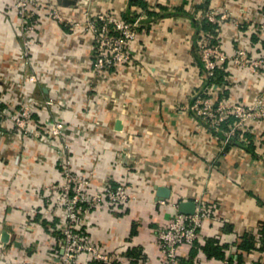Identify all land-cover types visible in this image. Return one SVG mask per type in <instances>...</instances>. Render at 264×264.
Here are the masks:
<instances>
[{"label":"crops","instance_id":"obj_1","mask_svg":"<svg viewBox=\"0 0 264 264\" xmlns=\"http://www.w3.org/2000/svg\"><path fill=\"white\" fill-rule=\"evenodd\" d=\"M44 1L62 20L41 14L28 69L18 54L14 0H0V264H59L53 255L60 213L40 211L45 186L62 181L58 146L23 140L5 117L29 97L54 100L32 113L31 125L65 126L73 171L89 177L91 187L123 184L135 194L101 202L82 223L81 235L117 256L102 262L83 253L77 264H160L155 232L181 200L202 203L208 213L196 245L178 248V264H222L232 251L241 264H264V124L248 122L249 137L227 144L190 109L204 81L198 41L205 12L217 15L206 32L210 41L230 55L244 48L248 58L264 57V0H163L157 7L152 0H78L76 7ZM98 13L143 19L129 44L132 61L94 74L85 18ZM30 72L35 82L27 80ZM223 79L214 100L250 103L262 90L264 69L258 76L226 63ZM158 186L168 197L157 195ZM244 240L252 247L243 248ZM211 244L223 257L206 252Z\"/></svg>","mask_w":264,"mask_h":264},{"label":"built area","instance_id":"obj_2","mask_svg":"<svg viewBox=\"0 0 264 264\" xmlns=\"http://www.w3.org/2000/svg\"><path fill=\"white\" fill-rule=\"evenodd\" d=\"M163 0H152L157 7ZM14 7L18 17L17 36L19 40L18 54L24 66L32 68L30 59V36L35 31L44 10L57 20L62 16L57 10L44 0H14ZM132 21H126L117 15L98 13L87 15L85 29L93 36V63L92 71L99 74L107 70L125 65L132 61L129 44L135 39L137 28L143 19L142 14H135ZM208 22H215L217 15L214 10L205 12ZM224 18V15H220ZM264 33V22L259 24ZM199 59L202 63L203 85L192 97L190 109L193 115L215 131H222L223 143L239 136L245 139V125L251 121L264 124V83L261 92L250 103L213 99V93L220 85L207 83L214 79L216 70L222 69L224 64L246 69L249 73L262 76L264 57L248 58L244 48L235 54H228L219 43H210L206 32L200 35L198 41ZM30 82L36 81L33 72L27 76ZM54 100L48 98L38 101L27 98L18 111L7 114L5 117L13 128L25 141H41L58 146L59 163L62 181H51L45 186V195L40 211L45 213L57 209L60 213L59 222L55 229L58 231L59 246L53 257L59 264H77L80 254L87 253L96 261L109 262L117 255L101 250L92 244L89 237L81 235L82 223L89 211L100 204L108 202L117 204L135 199V194L123 184L111 186L109 182L102 185L90 186V178L78 175L71 168L69 145L62 139L61 132L64 125L57 120H51L39 127L31 125V115L40 106L49 107ZM0 110V116H1ZM232 118L231 120H228ZM225 124V128L222 125ZM179 202L173 203L171 216L165 226H160L155 232V243L160 253V264H178V248L182 245L193 246L198 240V233L207 216V209L202 203L196 202L193 214L181 213L178 210ZM3 243L0 248L3 250ZM228 256L233 259L236 254L232 251ZM222 264H232L229 259H223Z\"/></svg>","mask_w":264,"mask_h":264},{"label":"trees","instance_id":"obj_3","mask_svg":"<svg viewBox=\"0 0 264 264\" xmlns=\"http://www.w3.org/2000/svg\"><path fill=\"white\" fill-rule=\"evenodd\" d=\"M143 7H145L146 8V6H144V5H142ZM150 14L152 13L151 11H149V10H147ZM134 15H130V14H128L127 13V15H124L122 18L124 19V20H126V21H132L133 19H134ZM212 23L211 22H208V21H206V23H203V25H202V29L205 31V32H207V31H209V30H211L212 29V26L213 25H211ZM209 42L210 43H216V41H210V39H209ZM199 63H200V66H201V68H202V63L200 62V59H199ZM225 65V64H224ZM223 69H224V67L222 68V69H217L216 70V76H215V78L214 79H208L207 80V83H215V84H218V85H222V83H224V79H223ZM223 96H225L226 95V93L225 92H223V94H222ZM220 96L221 98L223 97V96ZM232 118H229L228 120H231ZM208 126V125H207ZM225 124H223L222 125V128H225ZM215 131V130H214ZM216 133L217 134H219L220 135V138L221 139H223L225 136H224V134H223V132L222 131H220V130H218V131H216ZM244 135H245V137H249V135L246 133L245 134V132L243 133ZM233 140H235V137L234 138H231V139H229L228 140V142H226L227 144H231V142L233 141ZM57 232V234H58V231H56ZM197 243V242H196ZM196 243L194 244V245H196ZM193 245V246H194ZM209 245V244H208ZM242 247L243 248H245V249H249V248H251L252 247V244H251V242L249 241V240H244V243L242 244ZM217 246H213L212 244L210 245V246H207V247H205L204 249L206 250V252L208 253V254H215V255H217V256H221V257H223V254L221 253V252H219V251H216L217 250ZM219 250V249H218ZM226 258H228L229 259V262L230 263H232V264H241V261H240V258H239V256H236V258L235 259H233L232 257H230V256H226L225 258H223V259H226Z\"/></svg>","mask_w":264,"mask_h":264},{"label":"water","instance_id":"obj_4","mask_svg":"<svg viewBox=\"0 0 264 264\" xmlns=\"http://www.w3.org/2000/svg\"><path fill=\"white\" fill-rule=\"evenodd\" d=\"M78 0H56V3L64 7H76ZM169 190L166 187L158 186L157 195L160 198L168 197ZM195 201L194 200H181L178 204V210L181 213L193 214L195 210ZM1 240L7 242L8 233L4 230L1 233Z\"/></svg>","mask_w":264,"mask_h":264}]
</instances>
